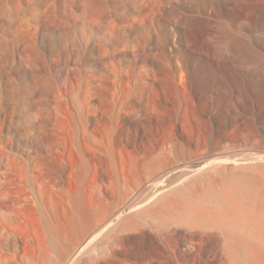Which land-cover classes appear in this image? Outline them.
<instances>
[{
  "label": "rangeland",
  "instance_id": "obj_1",
  "mask_svg": "<svg viewBox=\"0 0 264 264\" xmlns=\"http://www.w3.org/2000/svg\"><path fill=\"white\" fill-rule=\"evenodd\" d=\"M222 189L264 221V0H0V264H226L167 209Z\"/></svg>",
  "mask_w": 264,
  "mask_h": 264
},
{
  "label": "bare ground",
  "instance_id": "obj_2",
  "mask_svg": "<svg viewBox=\"0 0 264 264\" xmlns=\"http://www.w3.org/2000/svg\"><path fill=\"white\" fill-rule=\"evenodd\" d=\"M213 164L235 165L236 162L218 160L215 163L213 162ZM207 165L197 167L194 170V174H199L207 169L205 168L209 167ZM5 167L10 170L8 164ZM156 188L157 193H155L157 195H165L170 190L167 187L157 186ZM240 197L242 196L235 193L234 189H228L227 191L222 189L217 197L208 199L205 203L196 207L185 209L183 208L184 205H179L177 202L169 200L167 209L185 213V218H188L193 226L197 225L198 227V224L205 223V227L201 229L202 234L205 239L220 245L226 256V264H264V221L260 220L258 216H253V214L242 213ZM260 205L264 206V197L260 198ZM120 217L121 213H118L116 218ZM111 221L107 224L108 226L111 225ZM9 233L8 227H2L0 236L5 237ZM72 259L75 260V258Z\"/></svg>",
  "mask_w": 264,
  "mask_h": 264
}]
</instances>
